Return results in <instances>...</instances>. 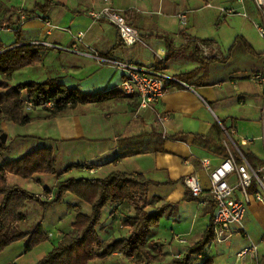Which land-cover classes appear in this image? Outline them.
<instances>
[{
  "label": "crops",
  "instance_id": "0c3cea01",
  "mask_svg": "<svg viewBox=\"0 0 264 264\" xmlns=\"http://www.w3.org/2000/svg\"><path fill=\"white\" fill-rule=\"evenodd\" d=\"M2 2L9 6L7 9H11L12 6L17 7L16 10L6 14L5 20L10 23V26L18 28L20 25L27 28L40 27L44 25L42 20L51 21L52 8L55 5H61L69 13H75L78 19L73 17L72 22H77L78 29L72 33L74 37L67 41L66 45L55 42H52L57 44L55 46L38 44L41 60L48 58L54 62H66L76 69L80 67L78 64L91 65L94 61L100 66H107V69L116 70L119 77L111 74L108 76L109 85L92 92H117L107 100L78 105L55 116H49L48 111L41 107L31 108L28 112L33 120L22 125L27 127L22 133L13 132L11 138H9L11 131L8 132L4 122L1 129L7 133V150L0 153V165L8 160L18 159L33 149L50 146L53 148L56 163L61 155L71 157L72 162L69 166L85 165L93 170L92 174L100 173L94 177H104L115 170L134 174L142 173L152 182L149 192L153 200L148 210H154L166 203L171 204L172 206L166 208L161 219L166 216L179 223V228L175 225L171 227L174 238L169 240L162 237L159 226H156L151 229L150 239L162 244L166 258L168 254L171 259L181 257L188 247L201 238L214 212L209 202L207 205H202L199 200L185 199L187 189L183 184V177L187 174H196L206 189L209 187V176L202 165V158H208L212 167L218 166L225 159L219 153L209 151L195 143L194 136L211 134L213 126L216 124L221 126V121L225 120L226 124L232 127L231 137L238 147L264 162V100L260 86L251 78L254 72L264 70V39L251 19L240 14H227L221 11V7L239 9L240 6L233 0H225V6L211 5L208 2L204 3L203 0H111V5L122 10L127 20L140 33L142 42L127 46L119 40L117 28L113 24L103 20H93L88 15L89 10L100 8L104 4L103 0H52V2L49 0L45 7V0H0V4ZM199 2H202V6H198L203 9H216L217 12L213 15L216 14L223 20L238 15L243 17V24L233 30L236 33H231L232 41L229 45L221 46L215 38L201 35L196 29L190 28L189 20H192L190 13L192 14V8L198 7ZM247 7L249 14L255 18V12L249 0H247ZM19 9H22V14L19 13ZM3 15H0V20L3 19ZM66 16L67 14L64 17ZM81 17H88V24L83 26L84 29L81 27ZM37 18L39 22L35 20ZM22 27L14 32L19 33L14 36V41L6 46L19 38L26 42L34 38L32 41L40 42L29 31H27V37L23 36L20 33ZM79 31L83 32L80 38ZM164 34L170 35L177 46L183 45L186 37L190 36L211 40L210 45L206 46L211 47L213 54L224 58V61L211 63L206 75L202 77L198 75L197 82L202 83L189 85L183 82L185 85H172L158 102L144 109H139L137 97L118 92V86L125 74L123 69L111 64H100L95 58L87 55L95 51L104 58L151 67L176 77L200 67L198 62L186 57L164 60L165 45L160 38ZM242 39L252 50L245 47ZM71 49L78 52H73ZM145 50L148 53H145ZM155 52H161L163 60L158 59ZM112 78L119 79L111 83ZM43 80L45 79L40 81ZM150 132H158L164 138L161 151L146 150L142 153L119 157V140ZM176 135H182V137H175ZM224 138L225 134L223 140ZM245 139H252V143H244ZM16 140L18 142L12 148L11 144ZM142 145L147 147L150 144L148 140H145ZM85 148H89L90 151H82ZM262 166L258 165L256 168ZM78 169L82 170L81 167ZM73 170V168L70 169L69 173ZM42 176L37 175L31 179L41 182ZM16 178L18 177L9 175L8 183L11 186H20ZM230 181L234 183L235 178L230 177ZM256 189L259 188L254 186L250 190L252 196ZM189 201H194L198 205L193 215L181 211L176 214L178 207L183 202H187L186 205L189 206ZM79 208L80 205L77 203L76 210ZM123 211L127 212L126 216L132 215L133 207L127 203L110 204V210L105 214V218L109 214L112 217L117 216L118 213L123 214ZM200 217H206V223L201 227L202 231L198 232L195 231V227ZM25 221L27 217L19 224L20 229ZM107 222L111 224L113 220H107ZM102 227L105 236H113L110 230L111 225L103 224ZM59 233L64 232L59 231L57 234ZM128 233L129 228L123 236ZM53 236L52 234L51 237ZM43 243L30 251H25V241L12 244L15 245L13 254L7 257L4 264H35L53 247L45 244L46 240ZM252 244H257L255 252L248 251L240 254L244 248ZM221 247L220 253L226 249L230 253L227 256H217L211 252L209 254L203 252L202 257L212 258L214 264H259L264 259V201H257L251 197L242 226L235 228L234 235ZM116 259H119L121 263H128L126 257L114 253L106 259H94L90 264H105L106 260L113 263Z\"/></svg>",
  "mask_w": 264,
  "mask_h": 264
},
{
  "label": "trees",
  "instance_id": "16d2710c",
  "mask_svg": "<svg viewBox=\"0 0 264 264\" xmlns=\"http://www.w3.org/2000/svg\"><path fill=\"white\" fill-rule=\"evenodd\" d=\"M52 2V0H50ZM49 0H45L44 7ZM165 45L164 60L186 57L200 64L194 70L177 75V78L187 84L196 85L198 75L207 74L208 67L216 61H224V58L214 54H204L201 44L210 45L211 40H203L189 37L180 46H177L170 35H161ZM238 39V38H237ZM119 40L120 37H119ZM243 44L252 50L249 44L242 39ZM40 45L28 43L16 39L11 45H3L0 41V121L12 122L24 125L33 120L27 111V103L31 108L41 107L48 111L49 116L65 113L70 109L87 103L107 100L114 96L116 91L83 93L77 88H68L56 78H47L43 81H25L10 86L4 80H10L12 74L20 68L28 65H36L41 62L39 54ZM3 49V52H1ZM203 79V78H198ZM6 89V90H1ZM53 103V108H45L47 102ZM221 124L227 131L232 129L225 120ZM0 129V153L7 150L6 142L3 143ZM224 132L219 124L213 126L209 135H195V143L201 147L217 152L223 157L228 156L224 146ZM175 137H182L176 135ZM163 137L158 132L142 133L136 136L122 138L119 140V157H126L142 153L146 150L161 151L163 149ZM149 141V146H143L142 142ZM152 146L151 148H149ZM234 154L237 151L231 148ZM247 160L256 168L263 165L262 160L254 158L250 153H245ZM78 167L85 168V165L73 164L68 166L64 172ZM90 169V168H89ZM57 174L56 159L53 148L50 146L39 147L29 151L22 157L8 160L0 165V252L8 246L25 241V251H30L35 246L48 238L41 223L35 224L31 230H21L19 224L25 219L26 206L29 201L40 202L45 205H53L59 202L63 196L70 193L80 201L90 205L91 212L83 213L77 209L75 218L69 231L62 233L55 245L35 264H90L94 259H105L114 253L126 257L129 263L125 264H164L166 254L162 250V244L150 239L151 229L158 226L167 207L171 204H164L154 210H148L150 201L148 199L151 180L142 173H128L120 170L110 172L104 177H68L59 179L55 183L54 190L45 188L47 194H53V198L43 201L39 194L30 192L20 186H11L8 183V176L14 175L22 179H30L35 175ZM185 199L193 200L187 190ZM127 203L133 207V214L128 215L121 222L124 227L129 228L125 236L112 238L103 245L98 227L103 216V209L108 204ZM210 208L214 209V203ZM213 239V232L210 223L204 230L201 238L188 247L181 257L171 259L173 264H214L213 259L208 256L198 258L206 246ZM264 264V259L259 262Z\"/></svg>",
  "mask_w": 264,
  "mask_h": 264
},
{
  "label": "rangeland",
  "instance_id": "374dc122",
  "mask_svg": "<svg viewBox=\"0 0 264 264\" xmlns=\"http://www.w3.org/2000/svg\"><path fill=\"white\" fill-rule=\"evenodd\" d=\"M204 3H210L211 5H222L225 6L226 2L225 0H222L219 2V0H203ZM22 2V1H21ZM203 3V5H204ZM202 2H199L197 4L201 5ZM193 6V5H192ZM202 6V5H201ZM201 6H198L196 8H192L193 10L191 11L192 14L190 13V16H192V20H189V25L190 28H194L197 31L201 33V35H206L209 37L215 38L221 46L223 45H229L230 42L232 41V36L231 33L235 28H239L240 25L243 24V17L241 16H235V17H230L227 20L221 19V17H218L216 14L213 15V13H216L217 10L213 8H207L203 9ZM9 7L5 2H2L0 4V15H3V19L0 21V41L2 42L3 45H6L8 43H11L14 41L16 35L18 33H14L17 31L19 28L22 27V25L18 27L16 26H11L12 30L7 31L6 29L9 27L10 28V23L5 20V16L8 12L12 10H16L15 7L12 6V8L7 9ZM67 14L66 17H64ZM80 16V15H79ZM256 16V14H254ZM73 17H77L75 13H69L63 6L61 5H55L52 8V14H51V25L47 26L45 22L42 20L43 24L40 27H22V30H20V33L23 36L27 35V31L31 32L33 37L37 38V40H40L39 44L44 45H57V44H64L66 45L67 41L72 39L74 36L72 33H75L74 31L78 29L77 22H72ZM88 17H81L82 23L81 27L84 29V25L88 24ZM36 21H40L38 18L35 19ZM50 29L51 30V35L47 34L46 31ZM236 33V32H233ZM257 33V31H256ZM15 34V35H14ZM258 34V33H257ZM27 37V36H26ZM189 37H186V41L188 40ZM34 39V38H33ZM32 39V40H33ZM32 40L28 42H33ZM52 42H55L57 44H53ZM204 47L207 48V51L204 54H213V49L211 47H207L204 45ZM148 53L147 50H145V53ZM80 67L78 69L71 67L68 63H62V61L54 62L51 61L50 59L46 58L44 60H41L40 63L36 65H28L20 68L19 70L15 71L12 74V77L10 80H4L7 84L10 86L18 84L20 82H25V81H40L41 79H47V78H56L60 83H63L66 87L68 88H79L81 91L84 93H92L97 89H101L105 87L106 85H109L110 79L108 76L111 74H114L119 77V73L116 72V70L110 68L107 69V66H100L96 64L94 61L91 65H81L78 64ZM107 77V78H106ZM1 79V77H0ZM119 78H112L111 83H115V81ZM108 83V84H107ZM109 87V86H108ZM1 90H6V89H1ZM31 104L27 103V111L31 109ZM4 124V121H0V129L2 128ZM7 125V130L10 132V137L13 136V132H20L22 133L24 130L27 129V127L22 126V125H17L12 122H6ZM3 133H6L5 130H3ZM16 132V133H18ZM7 135V133H6ZM7 140V138H6ZM17 140L14 141L11 146L14 148V146L17 144ZM10 145V142H9ZM82 151H90L89 148H85ZM79 151V152H82ZM71 157L63 156L61 155L58 160H57V174L50 175V174H45L41 177V182H37L34 179H29V180H24L22 178H16V182L20 185V187L29 190L30 192H33L35 194H39L40 197L41 195H47V192L43 190L45 187L54 190L55 188V183L59 179H66L68 177H93L97 176L100 173L92 174L90 173L89 170H80L78 167L73 168L74 170L69 173L64 172V170L69 166V163H71ZM88 169L87 167H85ZM37 175L33 176L36 177ZM41 176V175H38ZM53 188V189H52ZM150 189V188H149ZM43 190V193L41 191ZM39 192V193H36ZM148 199L150 202H152V196L149 192L148 194ZM79 199L75 197L74 195L67 193L63 196V198L53 204V205H45L41 204L40 202L36 201H29L26 206L25 214L27 217V221L23 222L21 225V229L23 230H31L32 227L37 224L41 223L43 230L46 233H52L54 236L53 237H48L46 240V243L48 246H54L55 243L58 241V232H67L71 228V224L75 218L76 215V204L78 203L80 205V210L83 213L89 214L91 212V207L89 204L85 202H80L78 201ZM46 201V200H43ZM48 201V200H47ZM187 202H183L177 209L176 214L180 211L181 212H186L190 215H193V211L198 208V205L194 201H189L188 205H186ZM200 206V205H199ZM110 210V204H108L105 209H104V215L102 216L100 226L98 227L101 239L103 240V245L107 244L109 241L112 240L113 238L121 237L124 235L128 227H125L121 224V222L125 219L126 211H123L122 213L116 214L117 216H113L109 214L105 218V214ZM173 210V209H172ZM176 210V208H175ZM134 210L132 211V213ZM107 220H113L111 224H107ZM107 222V223H106ZM206 223V217L202 218L200 217L197 221L195 231L201 232L203 225ZM103 224L107 226H112L110 230L112 231L113 236H105L103 234ZM174 225L179 228V223L177 221H173L170 217L163 216V218L159 220V232L162 237H166L169 240L173 237L174 234L171 233V227H174ZM102 227V228H101ZM178 231V230H176ZM178 233V232H176ZM178 240V239H177ZM43 243V242H42ZM227 243V242H225ZM222 243V244H225ZM41 244V243H40ZM44 244V243H43ZM178 244V243H177ZM211 244V245H210ZM211 241L205 248L203 252L206 253H213L217 256L219 255H224L227 256L230 251L226 249L223 253H220L222 250L221 245ZM181 247V245H179ZM15 245H12L11 247L8 246V249H4L3 251L0 252V264H4L7 257L11 256L13 254ZM106 259V258H105ZM125 264L121 263L119 259L112 261H105V264ZM129 263V261H128ZM98 264H104V263H98ZM164 264H173L171 262V257L170 254L167 255V258H165Z\"/></svg>",
  "mask_w": 264,
  "mask_h": 264
},
{
  "label": "built area",
  "instance_id": "2783aa9c",
  "mask_svg": "<svg viewBox=\"0 0 264 264\" xmlns=\"http://www.w3.org/2000/svg\"><path fill=\"white\" fill-rule=\"evenodd\" d=\"M236 7H221V11L227 14H240L245 18L251 19L257 28L260 36L264 39V0H249L256 17L252 18L247 7V0H233ZM111 0H103V5L98 9H91L87 13L93 20H103L113 24L118 31L121 41L127 45H135L142 42L137 28L131 25L124 12L111 5ZM210 5V4H209ZM22 14V9H19ZM182 18L184 16L182 15ZM47 26L51 25L49 20L44 21ZM11 31L12 27H8ZM50 29L47 30V34ZM83 32H78L80 38ZM30 43V42H29ZM31 44L38 45L39 42L33 41ZM203 51L207 48L201 44ZM73 52H78L71 49ZM158 59L163 60L161 52H155ZM87 55L95 58L100 64H111L124 70L125 74L118 86V92L126 96H135L139 100V109L150 107L158 102L167 92L168 88L175 84L185 85L176 76L168 75L161 70L142 66L130 62H121L119 60L108 59L92 51ZM251 78L260 86L264 100V70L254 72ZM31 104V103H29ZM45 108L52 109L53 103L47 102L43 105ZM221 128L225 134L223 144L228 151V156L218 166L212 167L208 158H202L201 162L204 170L209 176V187L204 188L200 178L196 174H187L183 177V184L193 197L198 198L202 205H207L209 200L214 203V212L210 218V227L213 232L211 241L222 244L227 242L233 235L237 227H241L245 218L247 206L254 197L257 201H264V166L255 168L246 158L245 152L234 142L231 137L233 130L227 131L224 126ZM244 143H252V139L243 140ZM231 148L237 151L234 154ZM89 170L93 173L92 169ZM230 177L235 178V182L230 181ZM256 186L259 188L251 195V189ZM53 194L41 195L42 200H51ZM61 236L62 234H58ZM52 233H48L51 237ZM257 244L244 248L240 254L248 251L255 252ZM197 257L202 258V254Z\"/></svg>",
  "mask_w": 264,
  "mask_h": 264
},
{
  "label": "water",
  "instance_id": "95a60500",
  "mask_svg": "<svg viewBox=\"0 0 264 264\" xmlns=\"http://www.w3.org/2000/svg\"><path fill=\"white\" fill-rule=\"evenodd\" d=\"M4 50H6V49H3L1 52H3ZM6 138H7L6 133H2V134H1V139H2V142H3V143L6 142Z\"/></svg>",
  "mask_w": 264,
  "mask_h": 264
}]
</instances>
